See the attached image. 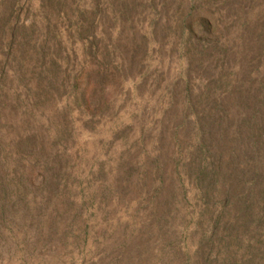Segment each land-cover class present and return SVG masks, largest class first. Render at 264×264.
I'll return each mask as SVG.
<instances>
[{
	"label": "rangeland",
	"instance_id": "obj_1",
	"mask_svg": "<svg viewBox=\"0 0 264 264\" xmlns=\"http://www.w3.org/2000/svg\"><path fill=\"white\" fill-rule=\"evenodd\" d=\"M0 264H264V0H0Z\"/></svg>",
	"mask_w": 264,
	"mask_h": 264
}]
</instances>
